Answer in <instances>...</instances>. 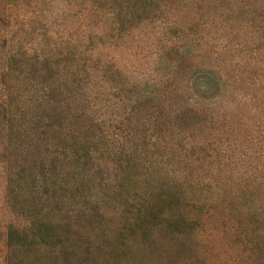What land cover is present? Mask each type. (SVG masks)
Here are the masks:
<instances>
[{"label":"rangeland","instance_id":"1","mask_svg":"<svg viewBox=\"0 0 264 264\" xmlns=\"http://www.w3.org/2000/svg\"><path fill=\"white\" fill-rule=\"evenodd\" d=\"M11 65L18 106L8 121L31 139L63 135L68 101H78L85 135L129 153L140 179L168 180L178 195L180 181L189 183L190 198L191 185L209 187L202 208L186 210L194 225H176L185 239L138 227V210L117 214L100 230L113 238L121 217L122 239L90 243L87 264H256L246 250L264 235L217 190L225 182L231 193L264 199V0H0V103ZM5 121L0 113V264L7 227L28 231L8 200L9 176L26 177L35 152L50 159L31 139L5 158ZM57 208L62 241L90 229ZM51 254V264H66Z\"/></svg>","mask_w":264,"mask_h":264},{"label":"trees","instance_id":"2","mask_svg":"<svg viewBox=\"0 0 264 264\" xmlns=\"http://www.w3.org/2000/svg\"><path fill=\"white\" fill-rule=\"evenodd\" d=\"M42 62L46 64V61ZM16 70L15 66L11 65L2 82L5 99L0 103V113L2 118L6 119L7 125L3 147V155L7 159L10 154L13 155L19 150L20 145H26L31 139L29 133L8 121L10 110L18 106L15 105L17 92L12 83ZM68 102L64 115L68 122L62 129L64 134L51 137L47 133H39V136H32L31 139L34 145H41L43 151H48L50 161L43 157V153L35 152L33 159H27L34 163L28 167L26 177L19 175V171H12L16 164L10 161V170L14 173L9 176L7 183L8 200L10 205L17 209L16 212L26 220L28 231L19 230L13 225L7 227L6 264H51L48 258L51 253L52 257L62 253L67 258L66 264H87L88 259L84 256L89 254V244H105L107 240L122 239L125 223L121 217L134 210L139 212L136 220L138 227L145 223L152 225V228H164L173 236L185 239V233H181V229L177 230L176 225H183V230L186 225H194L187 219L186 210L192 206H199L201 209L202 202L208 196L209 187L200 189L201 187L191 185L190 188L194 189L192 193L197 192V195L190 198L182 192L189 183L180 181L179 190L182 191L180 195H175L168 180L161 182L155 178L140 179V167L129 161V153L121 149L118 154L104 138L98 139L102 136L99 133L96 134L97 137L94 133L91 136L85 135L88 123L85 121L86 112L83 111V105L80 106L78 101ZM73 105L77 109H74ZM224 184L217 190L218 195L224 193L229 208H237L233 210L251 219V222L257 225V233L264 235V199L257 200L247 190L243 193H231L225 182ZM31 190H38L40 194L47 195V199L42 201ZM255 191L261 196L260 189L256 188ZM57 206L67 208L73 220L88 223L90 229L82 236H74L75 241H62L56 220L59 212ZM179 207L183 209L179 211ZM117 214L122 215L118 226H115L119 230L111 238L100 228L111 227ZM146 231H149V228L133 233L129 243L132 246L137 245L140 237H145ZM126 239L128 240V237ZM84 240L85 249H82ZM250 240L251 245L246 250L247 257H259L256 264H264V241Z\"/></svg>","mask_w":264,"mask_h":264}]
</instances>
